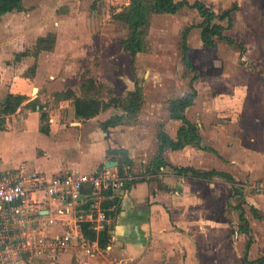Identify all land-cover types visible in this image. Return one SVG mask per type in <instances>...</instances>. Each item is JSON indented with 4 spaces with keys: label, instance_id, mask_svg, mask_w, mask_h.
<instances>
[{
    "label": "crops",
    "instance_id": "0c3cea01",
    "mask_svg": "<svg viewBox=\"0 0 264 264\" xmlns=\"http://www.w3.org/2000/svg\"><path fill=\"white\" fill-rule=\"evenodd\" d=\"M55 5L23 0L21 9L0 14V158L4 168L24 167L28 173L48 178L106 169L121 176L124 164L125 184L132 182L111 197L103 196L106 212L105 202L118 199L109 209L115 216L109 218L108 246L103 248L99 239L77 231L96 245L74 238L58 264H264V191L255 188L264 184V122L245 115L237 122L248 137L233 135L222 122L229 101H221L215 102L220 107L218 123L203 125L191 111L203 106L209 117L212 102L198 103L195 79L188 92L166 102L156 96L158 83L150 99L141 84L130 87L123 82L128 94L141 89L144 95L137 119L129 124L105 126L114 116L126 113L112 106L90 118L79 116L76 96H81L84 83L94 74L85 71L77 48L81 41L75 36L78 27L68 22L76 18V7L69 1ZM129 35L130 31L124 39ZM43 39H48L45 46L53 47L39 49ZM121 49L133 60L145 52L134 57ZM192 65L190 70L199 75L193 61ZM191 93L197 95L183 114L197 126L201 142L179 149L164 147L162 136L177 142L186 124L173 118V101ZM11 97L24 101L6 112ZM246 122L251 126L246 128ZM11 132L17 137L16 151L8 142ZM259 138L261 144L256 142ZM110 161L119 164L109 168ZM194 170L218 174L199 177ZM94 198L92 186L85 185L78 200H48L41 213L56 215L58 220L46 230L51 235L76 231L71 220L77 212L88 210ZM58 209L66 214L57 215ZM21 264L54 263L38 257Z\"/></svg>",
    "mask_w": 264,
    "mask_h": 264
},
{
    "label": "rangeland",
    "instance_id": "374dc122",
    "mask_svg": "<svg viewBox=\"0 0 264 264\" xmlns=\"http://www.w3.org/2000/svg\"><path fill=\"white\" fill-rule=\"evenodd\" d=\"M43 1L55 3V6L69 1L76 7L73 11L76 18L68 22L74 29L78 27L75 36L81 43L77 48L83 56L85 71L90 76L94 74L91 80L95 90L91 94L100 103L99 112L107 110V105L117 112L122 110L120 105L129 97L123 82L130 87L141 84L150 99L156 90L153 85L158 83L155 95L166 102L188 92L191 80L195 79L198 103L212 102L209 117L200 108L203 106L191 111V115L203 125L209 121L218 123L220 107L215 102L221 101H229L230 106L224 112L227 116L222 122L228 124L233 135L248 137L237 122L245 115L250 117L249 120L254 117L264 122V0H177L191 5L201 2L220 17L231 11L232 28L228 19L218 17L213 21L225 28L224 35L231 40L217 37V45L208 47L203 41L201 27L204 17L198 9L185 7L176 15L152 16L145 30V52L134 60L121 49V41L128 36L129 26L123 21L107 18L106 1L97 2L96 8L94 0ZM183 39L190 44L187 46L190 48L188 57L199 75L183 63ZM86 84H90L89 81ZM118 98L120 100H116ZM6 121L5 118L4 124ZM247 126L251 125L246 122ZM253 133L257 134L254 130ZM8 142L11 148H16L17 137L13 132ZM256 142L261 144L260 138ZM12 157L18 158L19 155L13 154Z\"/></svg>",
    "mask_w": 264,
    "mask_h": 264
},
{
    "label": "built area",
    "instance_id": "2783aa9c",
    "mask_svg": "<svg viewBox=\"0 0 264 264\" xmlns=\"http://www.w3.org/2000/svg\"><path fill=\"white\" fill-rule=\"evenodd\" d=\"M85 185L92 186L94 200L88 210L77 212L72 223L76 231L64 235H51L45 228L53 225L56 215L41 213L47 201L67 202L78 200ZM125 185V178L106 169L93 174H69L46 177L45 174L28 173L24 167L8 170L0 158V264H21L26 258L48 257L58 264L74 238L81 239L90 247L96 241H88L77 231L84 223L92 230L104 231L109 217L102 206L106 191H117ZM264 191V184L255 187ZM57 215L66 214L58 209Z\"/></svg>",
    "mask_w": 264,
    "mask_h": 264
},
{
    "label": "trees",
    "instance_id": "16d2710c",
    "mask_svg": "<svg viewBox=\"0 0 264 264\" xmlns=\"http://www.w3.org/2000/svg\"><path fill=\"white\" fill-rule=\"evenodd\" d=\"M106 1V16L109 19H114L118 21H123L128 24L130 35L127 39L121 41V47L131 53L132 56H136L139 52H142L145 49L146 39H145V30L149 27L150 21L153 15L155 14H176L179 13L183 8L190 7L196 8L200 12L201 16L204 17L205 21L201 25L203 28V41L209 47L217 45V37L226 38L231 40L224 35L223 26L220 24L214 23L215 18L228 19L230 28L233 27V15L231 11H228L224 16L220 17L216 15L205 4L198 2L195 5H191L187 1H177V0H94V8L97 7V2ZM23 0H0V14H5L12 12L14 10H19L22 8ZM187 40V39H186ZM185 40V63L189 69L194 70L192 61L188 58V49L187 43ZM48 42V39L41 40L39 44V49L43 48H52L53 44L50 46H45V43ZM89 81L90 84L85 83ZM83 87L81 96H76L75 99V109L79 116L84 118H90L97 113H99L100 103L95 99L91 94L94 89V81L89 79L87 80ZM74 94V92H73ZM195 93H191L181 99H176L173 101L172 106V116L173 118L181 119L185 121V126L180 131V137L177 142L172 141L166 134L163 135L164 147L169 145L175 149L183 148L187 144H199L201 142V137L198 133V128L191 122L187 121L183 111L189 107L195 100ZM116 100H120L119 98ZM24 101L23 97H11L6 102L5 110L6 112H13L16 108ZM144 103V95L141 89H138L136 92H131L127 99H124V102L120 107L126 111L123 115H116L109 121L105 123L107 128L114 127L120 124H129L134 122ZM108 105L106 106V109ZM125 164H130L129 160L125 159ZM182 172H186V169H182ZM196 176L199 177H209L218 174V172L213 171L209 173H199L193 171ZM121 176H126L124 170V164L120 166ZM132 182L129 181L125 184L128 187ZM115 193L113 191H106L105 196L111 197ZM118 199L106 201L104 207L107 209V215L111 218L114 215V212L109 210L115 206V203ZM110 227L108 226L104 231L99 235L92 230L89 223H84L80 228V231L85 234V236L91 240L99 239L100 245L105 248L110 242Z\"/></svg>",
    "mask_w": 264,
    "mask_h": 264
},
{
    "label": "water",
    "instance_id": "95a60500",
    "mask_svg": "<svg viewBox=\"0 0 264 264\" xmlns=\"http://www.w3.org/2000/svg\"><path fill=\"white\" fill-rule=\"evenodd\" d=\"M118 162L117 161H110L107 163V167L111 168V167H116L118 166Z\"/></svg>",
    "mask_w": 264,
    "mask_h": 264
}]
</instances>
